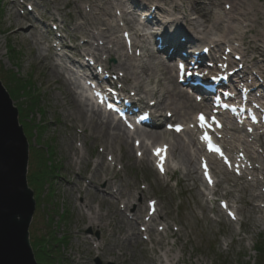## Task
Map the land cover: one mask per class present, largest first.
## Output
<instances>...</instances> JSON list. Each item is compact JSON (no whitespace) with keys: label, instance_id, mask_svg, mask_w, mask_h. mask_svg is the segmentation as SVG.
Returning <instances> with one entry per match:
<instances>
[{"label":"rangeland","instance_id":"374dc122","mask_svg":"<svg viewBox=\"0 0 264 264\" xmlns=\"http://www.w3.org/2000/svg\"><path fill=\"white\" fill-rule=\"evenodd\" d=\"M24 4L32 8L29 20L20 15ZM191 5L190 0H0V81L17 110L28 143L26 181L35 200L28 237L36 264L48 254L49 264H156L164 251L170 261L163 259L162 264H255L253 245L264 236V132L257 129L245 135L240 129H225L227 151L239 149L251 163L239 177L213 165L214 184L206 186L198 168L200 148L191 141L197 142L190 131L197 109L187 114L183 108L178 114L174 111L186 100L193 102V97L176 84L175 70L165 55L154 52L152 30L137 22L135 11L154 7V16L160 19H153L156 26L166 23L172 29L178 27L181 32L175 35L190 37L194 46L222 42L217 47L221 51L224 43L231 44L243 52L250 73L264 74V0H213V5H208L210 21L206 26L198 25L195 17L185 22L183 17L188 16ZM123 32L137 49H123ZM91 53L107 72L121 75L120 84L135 91L142 105L154 96L157 106L151 111L162 116L171 112L185 130L178 135L161 130L133 134L127 139L128 146L133 145V138L141 143L133 146L128 160H120L116 147L110 151V144L105 147L94 141L91 129L70 116L71 108L61 94L63 83L49 72L52 64L63 70L77 98L86 103L78 87L85 70L77 61ZM12 75L29 80L30 92L15 89ZM252 78L264 87V81ZM87 105V115H92L94 110ZM80 138H84L83 148ZM161 143L170 148L164 174L147 159L149 145ZM176 143L183 145V153L175 150ZM78 155H83L80 164L71 165L70 160ZM99 158L105 163L101 171L116 175L114 180L124 195L117 204L106 200L111 190L103 181L96 183L99 175L94 174L93 166ZM69 166H75L76 177L69 173ZM91 176V189L82 192V185ZM65 183H76V193L65 192ZM131 194L135 196L131 204L140 202L143 207L138 218L132 215V207H122ZM149 199L155 201L158 213L146 223L151 230L140 232ZM219 200L233 211V219L219 207ZM85 204L96 210L100 205V228L88 227L87 219L81 221L82 213L76 208ZM120 214L135 224L133 231L140 233L139 242L134 244L131 239L130 244L128 240L120 244L125 232L115 226ZM161 217L164 222H160ZM99 244L102 248L94 249ZM118 247L126 252L123 261L114 254Z\"/></svg>","mask_w":264,"mask_h":264},{"label":"bare ground","instance_id":"6f19581e","mask_svg":"<svg viewBox=\"0 0 264 264\" xmlns=\"http://www.w3.org/2000/svg\"><path fill=\"white\" fill-rule=\"evenodd\" d=\"M192 1V5L189 9V14L186 17H183V19L185 20V22H192V19H190V17H195L194 20H199L198 25L200 26H206V24L210 21V17L208 16V14L210 13V11L208 10V5H213V0H190ZM176 9V7H174ZM212 18L214 17V15L211 13ZM28 17V16H27ZM143 24V23H141ZM145 25V24H144ZM180 31V29L178 27H175L174 32L178 33ZM244 33H247V31L245 30ZM140 37V36H139ZM134 48L136 47L135 44L132 45ZM131 46V47H132ZM123 49H125V47H123ZM51 62V61H50ZM52 64V63H51ZM56 66V65H55ZM54 64H52L49 67V72L51 74V76L56 80H60L61 83H63V87L64 89L61 91V94L64 95V97L67 99V102L71 108V112H70V116H73L74 119H77V122L82 123V125H85L87 127H89L91 129V134H93V140L94 141H98L102 144L105 145V147L108 146V144L111 145L110 151H113V147H116L118 152H119V158L120 160L123 159H130V151L134 152L133 146H128V136L126 134V132L124 131V129L121 127V125L116 122L114 124H112V121L109 119V116H102L100 115V111L99 110H94L92 111V115H87V104L85 102H81L77 96L75 95V93L73 92V85L71 82L67 81V79L64 77V72L63 70H59L58 67H55ZM80 67H82L84 69V67L82 65L79 64ZM82 69V70H83ZM85 87V86H84ZM89 91V90H88ZM129 99H136L134 96H128ZM138 101V99L136 100ZM200 104H196V103H188V101H185L184 106L181 105V107H177L174 109V111L178 114L179 110L183 108V112L185 114H187L189 112L190 109H199ZM156 126H158V124H156ZM109 130H117L118 132L116 133H109ZM236 129L234 128V131ZM75 131L78 132V129L75 128ZM168 132H166L165 130L163 131V134H167ZM152 134V133H151ZM174 134V133H173ZM172 135V134H170ZM92 136V135H91ZM80 140H82V143H80V147L83 148V143H84V138H80ZM191 141L193 144H195V140L193 138H191ZM77 145V146H79ZM152 147V146H151ZM175 150L183 153L184 148L182 144L176 143L175 144ZM108 150V153H111ZM183 156V155H182ZM185 157V156H183ZM83 158V155H78L75 159H71L70 160V164L71 165H79L81 162V159ZM146 160V159H145ZM134 161H136V159H134ZM143 162V161H141ZM94 166H93V171L94 174L97 176V174L99 175L98 178L96 179V183H98V181H103V184L105 186V188L110 189L111 193L107 196L106 195V200H109L111 205L112 204H117L119 199L124 198V195L121 193L120 188L117 186L116 181L114 180V178L116 177V175H113V173H106L104 171H101L102 166L105 165L104 161L101 160V158H99V161H95L94 162ZM143 166H144V162H143ZM75 166H69V173L72 174L73 176L76 177L75 175ZM97 173V174H96ZM103 173V176H102ZM78 177V176H77ZM94 177L91 176L90 181L86 182L85 185L83 186V191L85 192L88 189H91V179H93ZM78 179L85 181L86 177L84 176V178L82 177H78ZM77 188V184L76 183H65L64 189L65 192L66 191H73L74 193H76V191L74 189ZM96 192L99 193V189L96 190ZM100 196H105L104 194H100ZM81 196H79L80 198ZM78 198V197H77ZM84 199V197H81ZM135 198L134 195L131 194V197H127L125 198L126 202L123 203L124 209H127L129 207H132L133 210H131V212L133 213L132 215L137 216L136 218H138V216L141 214L142 212V205L139 203L131 204L132 202L130 201V199ZM136 201V199H135ZM109 204V205H110ZM99 204H98V210L95 209V207L91 206L90 204H85V205H79L76 210L77 213H82L80 214L81 217V221L87 219V226L92 228V227H101L99 225L100 222H102L103 219V215L99 213ZM130 211V210H129ZM123 212V211H121ZM146 212H147V208H146ZM145 212V213H146ZM157 208L155 210V214L154 217L157 216ZM119 220L117 221V223L115 224L116 227L118 228H123L125 230L124 232V236H122V238H120L119 240L121 241L120 244H124L127 242V244H130V240L133 239V243H137L139 242V233L138 232H134L133 230L135 229V224L133 225L131 220L128 218V216L126 217L127 219H125V215L121 217V214L119 215ZM149 220L148 221H152L153 218H151L150 216L148 217ZM147 221V222H148ZM160 222H164L162 217L160 218ZM145 223V224H144ZM139 224V223H138ZM137 224V226H138ZM141 224H144L145 226V231L146 230H151V228L149 227V224H146L145 221H141ZM158 229V228H157ZM157 231V230H156ZM158 232V231H157ZM133 237V238H132ZM102 248V244H99L98 247L97 245L94 247V249L100 250ZM114 251V250H113ZM126 252L125 251H121L120 247H118V252L114 254L117 257H120L119 259H121L122 261L124 260V254ZM160 256V259H158V261H156V264H162L163 259H166V261H170L166 251H164L163 255H158ZM163 256V258L161 257ZM153 264V263H152Z\"/></svg>","mask_w":264,"mask_h":264},{"label":"water","instance_id":"95a60500","mask_svg":"<svg viewBox=\"0 0 264 264\" xmlns=\"http://www.w3.org/2000/svg\"><path fill=\"white\" fill-rule=\"evenodd\" d=\"M27 158L17 110L0 81V264H36L28 237L35 200L26 181Z\"/></svg>","mask_w":264,"mask_h":264},{"label":"trees","instance_id":"16d2710c","mask_svg":"<svg viewBox=\"0 0 264 264\" xmlns=\"http://www.w3.org/2000/svg\"><path fill=\"white\" fill-rule=\"evenodd\" d=\"M11 81L14 83L13 86L20 88L21 92H25V90H27L28 92H30V88H31V84H27L29 82V80L27 81H21V80H17L13 77V75L11 76ZM19 90H17V93ZM26 93V92H25ZM48 168L49 165H48ZM264 236L262 241L258 240L254 245H253V249L256 252V260H255V264H264ZM47 254V253H45ZM51 258V255H46L43 259H42V263L41 264H49L48 260ZM44 261V263H43Z\"/></svg>","mask_w":264,"mask_h":264},{"label":"snow or ice","instance_id":"6c2138e0","mask_svg":"<svg viewBox=\"0 0 264 264\" xmlns=\"http://www.w3.org/2000/svg\"><path fill=\"white\" fill-rule=\"evenodd\" d=\"M198 118H199L201 124H203L205 122V117L202 114ZM212 119H213L214 123H218V122L215 121V118H212ZM179 130H180V127L177 126V131H179ZM203 138L204 139H208V136L205 134V136ZM216 150L219 151V149H216ZM164 151H166V148L164 149ZM156 152H157V154H159L161 152V150L157 149ZM161 170H163V169L161 168ZM205 174L207 175V172Z\"/></svg>","mask_w":264,"mask_h":264}]
</instances>
